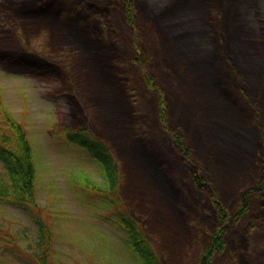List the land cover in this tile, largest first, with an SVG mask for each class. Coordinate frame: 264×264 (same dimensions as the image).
I'll use <instances>...</instances> for the list:
<instances>
[{"label":"trees","instance_id":"16d2710c","mask_svg":"<svg viewBox=\"0 0 264 264\" xmlns=\"http://www.w3.org/2000/svg\"><path fill=\"white\" fill-rule=\"evenodd\" d=\"M226 2L230 38L223 44L215 23ZM191 7L198 11L185 13ZM140 30L160 78L147 67L151 57L137 43ZM23 33H43L37 36L46 37L50 49L40 54ZM201 37L208 40L202 43ZM229 58L252 85L259 80L264 93V0L0 4V64L63 85L59 92L67 98L74 122L63 131L64 139L101 168L107 188L92 184L94 198L123 231L140 264H187L193 257L195 264H264V129L257 107L252 113L251 104L240 100L229 81ZM127 66L141 71L137 79L128 76ZM72 80L84 92L86 106L73 94ZM149 93L157 126L152 125L151 104H140L141 94ZM0 109L6 126L0 129V203L23 210L36 227L33 243L23 249L16 243L5 252L17 262L30 258L32 264H52L54 234L38 203L32 143L1 99ZM90 113L101 137L90 128ZM189 122L196 157L182 131ZM163 139L171 161L163 157ZM114 151L141 172L129 187L124 188L125 173ZM202 218L214 225L210 233ZM235 231L231 240L229 234Z\"/></svg>","mask_w":264,"mask_h":264},{"label":"rangeland","instance_id":"374dc122","mask_svg":"<svg viewBox=\"0 0 264 264\" xmlns=\"http://www.w3.org/2000/svg\"><path fill=\"white\" fill-rule=\"evenodd\" d=\"M4 1L0 0V4ZM225 6L221 12L219 8V12L221 13L220 20L215 23V30L223 36L221 38L223 44H226L228 38H230L229 15H231V9L227 2ZM192 9L194 8L191 7L185 13L190 14L189 12ZM194 10L198 11L197 9ZM116 11L117 9H115ZM205 16L207 15L204 13ZM139 18L140 13L138 12L137 22ZM127 31L126 33L130 35L131 30L127 28ZM142 32L140 30V34L138 33L140 41H137V43L138 45L141 43L142 47L145 46L142 51L146 52V56L149 55L151 57L150 62L147 63V67L154 75L160 78L161 73L157 71L158 68L152 56L153 52L147 45L146 40H144ZM23 34L24 37H28L25 39V42L32 45L35 51L41 52L40 54H44L45 51L50 49L47 38L37 36L43 33ZM199 35L205 36L203 34ZM131 36L133 37L134 33H131ZM201 38L203 40L202 43L208 40L206 37ZM147 61L148 59H146ZM228 63L233 67V70L228 66L225 67L226 73L231 75L229 81L235 88L240 100L242 102L248 101L251 104L252 110H249L252 113H254L257 107L256 111L259 113L257 118L263 130L264 93L261 90L262 85L259 80L254 81V85H252L248 81V76H242L239 72L243 71L234 62V58H229ZM125 69L131 79H137L141 74V71L139 72L128 66ZM235 72H238V75H241L242 78H239ZM72 84L75 86L73 94L86 106L87 100H85L84 92L75 85L73 80ZM257 85L260 86L258 87ZM61 87L63 85L60 82L42 79L24 68L0 64L1 103L15 119L25 126L28 138L33 146L37 165L38 203L44 219L51 225L54 234V253L56 258L52 264H140L134 254L128 249L127 239L123 231L113 224L110 216H108L106 211L102 209L94 198V193L97 191L93 188L92 184H96L103 189L107 188L101 168L97 166L86 152L68 144L64 139L63 131L70 127L73 121H71L72 113L69 102L59 92ZM139 87L144 90L142 82H139ZM238 88L241 89V92L237 90ZM146 100L151 104V108H153L152 125L157 126L158 117L154 110L155 100L151 94H141L140 104ZM168 105H170L169 111L171 113L173 102H168ZM90 114L88 117L90 128L97 129L95 115ZM248 116L250 117L249 114ZM170 121L172 123L171 119ZM189 124L191 123H186V126L184 124L182 131L184 132L187 144L195 148L193 147V145L196 146L195 136L193 129L187 126ZM5 127V119L0 109V129ZM97 134L101 135L98 129ZM162 146L163 157L171 161L173 155L169 144L164 142V139L162 140ZM114 152L116 153V151ZM196 152L197 149L195 148L194 154L192 152L194 157H196ZM119 153L117 152L115 155L120 163L121 170L123 169L122 171L125 173L123 176L125 188L129 187V181L134 180L135 173L139 171L132 168L133 166L131 167L130 159L124 158L123 155V158H119ZM3 171L0 163V173H3ZM145 172L149 173L146 170ZM187 191L192 193L190 188ZM257 200L255 199L254 203ZM235 202L236 199H233L229 206H233ZM204 217L207 218L208 216ZM201 221L209 233L214 229V225L207 222L208 219L202 218ZM236 235L237 231L233 234L231 232L229 238L233 240ZM255 237L252 236L253 239ZM35 239L36 227L30 216L19 208L0 203V264H32L29 261L30 258H22V261L20 260L19 262L15 261L12 258L13 255L5 252V250L13 247L16 243H18L20 249H23L27 243H33ZM197 250L191 257L196 254ZM30 252L31 250H28L27 254ZM21 255L24 254L21 253ZM188 263L195 264V257L190 262L188 260Z\"/></svg>","mask_w":264,"mask_h":264}]
</instances>
